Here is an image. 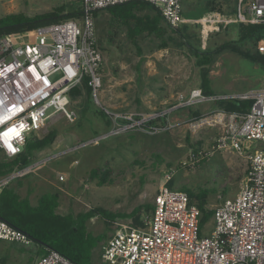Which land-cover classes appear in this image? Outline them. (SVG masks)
<instances>
[{
	"label": "rangeland",
	"instance_id": "rangeland-1",
	"mask_svg": "<svg viewBox=\"0 0 264 264\" xmlns=\"http://www.w3.org/2000/svg\"><path fill=\"white\" fill-rule=\"evenodd\" d=\"M240 1L183 0V11L196 10L199 16L190 17H201L208 11L205 4H209L224 15H236ZM61 7H66L67 12L80 10L82 0H0V18L19 13L36 16ZM155 14L151 10L137 12L142 17ZM96 32L103 54L101 105L84 89L80 95L70 97L69 108L78 117L75 122L57 116L27 139L35 136L42 139L57 130L56 142L34 153L33 162L53 155L57 159L24 174L20 182L11 186L22 197L29 196L33 204L45 193L58 194V213L75 216L93 208L130 214L139 206H153L160 188L170 181L176 189L209 190V210L222 198L237 195L247 177L250 160L244 154L215 149V142L225 133L230 121L223 115L226 112L216 107L218 99L173 110L168 117L152 120L147 128L132 129L97 146L64 156L59 152L106 132L109 120L101 114L104 108L123 115L151 117L177 106L180 96H189L192 90L201 89L200 68L192 48L213 52L225 43H238L237 46L252 50V43H239V26L221 27L208 39L199 27L187 26L183 36H175L182 44L171 41L163 48L159 39L148 33L131 39L122 23L114 21L109 12L99 11ZM32 41L30 34H21L14 43L25 46ZM209 69L211 87L216 93L213 98L232 91L258 89L264 80L261 66L231 51L217 55ZM194 113L199 115L195 117ZM190 144L197 146L198 154ZM3 157L0 154V160ZM95 169L107 175L91 177ZM61 175L64 181L60 180ZM149 213L146 210L141 213L142 222ZM210 221L205 226V235L212 228ZM132 224V218L107 223L99 216L87 223L92 234L104 239L94 251V264H99L102 247L116 230ZM22 248L25 247L0 243V264H38V250L31 252Z\"/></svg>",
	"mask_w": 264,
	"mask_h": 264
},
{
	"label": "built area",
	"instance_id": "built-area-1",
	"mask_svg": "<svg viewBox=\"0 0 264 264\" xmlns=\"http://www.w3.org/2000/svg\"><path fill=\"white\" fill-rule=\"evenodd\" d=\"M132 2L153 6L174 30L189 25H201L207 32L232 25H264V0H250L236 15L207 12L198 20L184 14L183 0H82L81 19L23 33L32 36L31 44L17 46L14 40L21 34L0 37V154L8 161L19 157L27 139L57 116L70 122L77 120V113L69 108L75 88L87 82L92 99L101 105L103 54L98 45L95 13ZM258 51L264 55V39ZM217 99L254 102L246 114H223L230 121L215 142L218 152L249 158L250 167L240 192L222 198L214 206L212 230L205 235V227L201 228L203 213L191 203L188 193L163 185L144 225L116 230L102 247L100 264H264V80L258 89L214 98L195 89L189 96H180L174 108L151 117L123 115L104 108L109 129L59 153L70 155L97 146L132 129L147 128L152 120L168 117L173 110ZM55 156L36 160L24 169L17 165L12 173L0 177V195L24 174L57 159ZM60 180L65 177L61 175ZM0 241L27 248L35 244L1 218ZM38 264L76 263L48 250Z\"/></svg>",
	"mask_w": 264,
	"mask_h": 264
},
{
	"label": "trees",
	"instance_id": "trees-1",
	"mask_svg": "<svg viewBox=\"0 0 264 264\" xmlns=\"http://www.w3.org/2000/svg\"><path fill=\"white\" fill-rule=\"evenodd\" d=\"M249 1L250 0H241L237 10L247 5ZM205 7L207 8H205L206 11H216V9L209 4H205ZM146 10H151L156 14L154 16H137V12ZM104 11L109 12L114 21L122 23L127 28L131 39L136 40L144 33H148L158 38L163 48H166L171 41L176 43L178 40L175 36L180 38L184 35L187 28L186 26L183 29L174 30L164 25L165 23L162 15L153 6L144 2H132ZM98 13H95V21ZM82 15V9L67 12L66 7L57 8L36 16H28L24 13L10 14L0 18V37L33 32L41 27L57 24L68 19H81ZM194 16L199 15L195 13ZM238 26L239 43H252V50H245L241 46H237L238 43H225L213 52H202L194 48L191 49L197 60V65L200 68L201 89L205 96H216V93L211 87L209 66L214 62L217 55L225 51L239 54L252 63L261 66L264 70V55H261L258 51V46L264 39V25L241 24ZM178 43L182 44L180 41H178ZM83 89L86 91L87 95L92 98L91 88L88 86L87 82H85L83 86L77 87L72 91V98L80 95ZM253 103L252 100L241 101L227 99L218 100L215 102V105L218 109L226 113H238L243 115L250 111ZM101 114L105 117L107 116L104 112H101ZM198 115V113H194L195 117ZM57 138L58 131L52 130L42 139H38L35 136L27 140L23 153L15 160L8 161L5 157L0 160V177L12 173L17 165H20V169L28 167L34 160V153L49 148L56 142ZM190 145L193 152L198 154L199 150L197 146L195 144ZM99 175H104L105 177L107 174L106 172L105 174L103 172L100 173L99 170L96 169L91 171V177L95 178V176ZM20 181L21 180L18 182ZM172 183L173 181H170L167 187L173 189ZM180 190L187 192L191 203L197 205L203 213L201 224V228L203 229L213 216V211L207 208L208 197L211 192L204 189H200L197 192L187 188H182ZM59 206L60 196L58 194L45 193L39 197L37 204H33L29 196L22 197L16 188L9 186L5 188L0 195V218L12 227L27 234L34 241L35 244L33 246L22 248V250L34 252L37 249L40 255L39 259L46 257L48 250H55L76 264H94V251L99 248L104 239L102 236H95L88 230L87 223L91 219L99 216L107 223H113L117 219L132 218L134 224L130 225V228H139L144 225L140 217L141 213L144 210L149 212L153 209V206L144 205L134 209L130 214H123L113 213L102 208H93L88 212L80 213L75 216L73 214H59ZM0 243L6 242L0 241Z\"/></svg>",
	"mask_w": 264,
	"mask_h": 264
},
{
	"label": "crops",
	"instance_id": "crops-1",
	"mask_svg": "<svg viewBox=\"0 0 264 264\" xmlns=\"http://www.w3.org/2000/svg\"><path fill=\"white\" fill-rule=\"evenodd\" d=\"M196 11V10H195ZM195 11L193 10H191V11H189V12H187V13H185V11H184V14L187 16V17H189V18H192V19H196V20H198V19H200V18H202V16L200 17V18H196V17H190L191 15L192 16H194V14H195ZM207 12H217V11H207ZM218 13H220V12H218ZM189 26H195V27H199L200 29H201V31H202V35L203 36H205L204 38H207L208 39V37H209V35L211 34V33H215L216 31H218L221 27H219V28H217V29H215V30H210V31H208L207 32V30H205L204 28H202V26L201 25H189ZM233 26V25H232ZM238 26V25H237ZM206 35H208V36H206ZM206 39V40H207ZM212 80V79H211ZM250 90H252V89H250ZM249 89L247 90V91H250ZM247 91H242V92H239V91H232V92H230L229 94H232L233 92H239V93H243V92H247ZM21 179V178H20ZM19 180V179H18ZM17 180V181H18ZM16 182V181H15ZM14 188H16V187H14ZM17 189V188H16ZM173 189H176V188H173ZM180 190V189H179ZM39 199V198H38ZM32 201V200H31ZM38 202V201H37ZM33 203V202H32ZM211 230H212V228L209 230V234H210V232H211Z\"/></svg>",
	"mask_w": 264,
	"mask_h": 264
},
{
	"label": "snow or ice",
	"instance_id": "snow-or-ice-1",
	"mask_svg": "<svg viewBox=\"0 0 264 264\" xmlns=\"http://www.w3.org/2000/svg\"><path fill=\"white\" fill-rule=\"evenodd\" d=\"M5 135H7V134H5Z\"/></svg>",
	"mask_w": 264,
	"mask_h": 264
}]
</instances>
